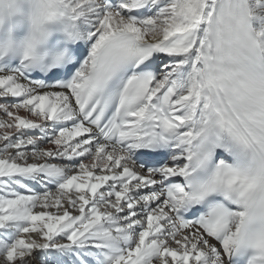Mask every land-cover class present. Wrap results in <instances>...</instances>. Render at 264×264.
<instances>
[{"label":"snow or ice","instance_id":"snow-or-ice-1","mask_svg":"<svg viewBox=\"0 0 264 264\" xmlns=\"http://www.w3.org/2000/svg\"><path fill=\"white\" fill-rule=\"evenodd\" d=\"M27 7L0 44V264H264V0Z\"/></svg>","mask_w":264,"mask_h":264},{"label":"clouds","instance_id":"clouds-1","mask_svg":"<svg viewBox=\"0 0 264 264\" xmlns=\"http://www.w3.org/2000/svg\"><path fill=\"white\" fill-rule=\"evenodd\" d=\"M14 7H8V0H0V30L19 26L21 17L24 14L25 6L34 3L35 0H12ZM28 8V18L31 16V9Z\"/></svg>","mask_w":264,"mask_h":264}]
</instances>
